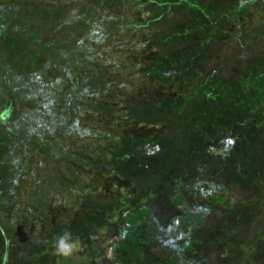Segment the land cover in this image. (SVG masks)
Instances as JSON below:
<instances>
[{
	"label": "rangeland",
	"instance_id": "374dc122",
	"mask_svg": "<svg viewBox=\"0 0 264 264\" xmlns=\"http://www.w3.org/2000/svg\"><path fill=\"white\" fill-rule=\"evenodd\" d=\"M183 2L0 0V264H53V243L94 234L120 202L143 198L168 227L174 180L190 182L199 164L244 200L210 212L186 256L257 264L264 140L252 142L243 122L257 116L235 90L250 86L264 110V6L237 29L219 20L238 0H211L199 16L209 33L192 30L180 46L192 55L176 58L166 51L180 28L159 17L195 19ZM223 129L238 133L230 163L206 153ZM129 165L136 184L121 188Z\"/></svg>",
	"mask_w": 264,
	"mask_h": 264
},
{
	"label": "trees",
	"instance_id": "16d2710c",
	"mask_svg": "<svg viewBox=\"0 0 264 264\" xmlns=\"http://www.w3.org/2000/svg\"><path fill=\"white\" fill-rule=\"evenodd\" d=\"M193 1L194 3L190 0L187 4L190 13L196 15L195 19L191 21L188 19L187 21L179 20L178 22V17L180 16L178 15L180 13L179 9L175 10L174 14L167 11L159 17L160 20L163 18L166 21L167 19L173 20L175 29H181L177 30L172 36V44L166 51L169 56L181 58V56L186 54L192 55L193 49L191 47L188 45H186L185 49H181L180 47L184 37L188 36L191 38L189 33H192L194 29L199 28L202 34L207 31H205L204 23H202L203 17L200 18L199 16L201 15V11L210 5L211 0ZM256 2L259 3L256 6L257 8L264 6V0H238L236 7L231 12L226 13L225 17L221 15L219 22L230 23L237 27V29L243 27L244 12L255 5ZM148 20L144 21L150 27L159 24L155 21L150 22V20L148 24ZM163 30L160 29L162 34ZM179 32L181 33L180 35ZM207 32L209 33V31ZM210 35L213 36L215 34L212 32ZM173 44L175 47H172ZM171 47L172 49H170ZM0 52H4L2 46L0 47ZM237 89L233 90L237 94L235 99H238L237 101L241 109H249V113L255 112L252 114L257 117L252 122L245 120V123L241 121L242 119H237L234 121V124L243 122L248 131H251L252 134L255 132L254 138L257 139L253 140V143L264 140V110H262L260 102H257V100L252 102L255 98L250 96V92H253L250 86L246 87L245 90ZM146 114L147 112L144 111L138 115L142 117ZM161 116L159 115V117ZM232 131H235V133ZM231 135H234L235 139L238 137V133L234 129H231V131L223 129L220 133L214 134L210 137L211 143L206 147V153L225 163L229 159H235L233 153H231L232 143L234 142ZM170 136L172 137L169 140L174 145L175 136ZM118 147L121 148L122 144ZM5 148L4 146V149L1 150L5 151ZM14 158L15 160L20 159L16 158V156ZM10 162L12 161H8L12 165ZM126 168L133 169L134 171H125L128 178L125 177V180H121V188L125 187L126 183H129V187H133L136 184L134 180L129 182L133 178L131 175L136 172V168L131 166ZM122 169L120 168V170ZM208 176L205 167L199 164L196 166V173L192 176L190 182H185L180 177L175 178L173 190L169 197L170 202L177 210V214L174 219L171 218L169 220L170 224L168 227L163 225L165 224L164 222L153 216L149 207L142 203L143 198L137 200V204L125 201V203L121 204L120 202L116 206L115 204L113 206L109 205L110 212L105 215L102 220L103 223L97 227L94 234H88L86 237H78L69 241L60 240L52 244V247H55L50 251L55 254L53 264H100L99 261L102 258L107 259V264H208L207 262L196 261L193 257L186 256V252L192 247L189 244L190 241H193L194 234L204 227L208 214L216 207L226 206L230 208L233 201L241 203L244 200L242 197L240 198L236 195L235 190L217 183L212 178H208ZM41 196L49 200V195L44 194ZM82 245L85 248H82ZM257 264H264V251L260 253Z\"/></svg>",
	"mask_w": 264,
	"mask_h": 264
}]
</instances>
